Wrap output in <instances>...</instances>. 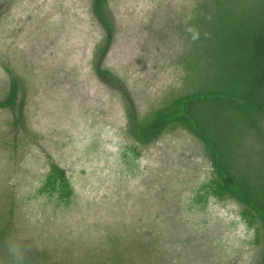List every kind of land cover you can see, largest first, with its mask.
<instances>
[{"label": "rangeland", "instance_id": "rangeland-1", "mask_svg": "<svg viewBox=\"0 0 264 264\" xmlns=\"http://www.w3.org/2000/svg\"><path fill=\"white\" fill-rule=\"evenodd\" d=\"M263 17L264 0H0V264L13 243L19 264L116 259L104 237L136 226L163 240L156 264H263Z\"/></svg>", "mask_w": 264, "mask_h": 264}, {"label": "trees", "instance_id": "trees-1", "mask_svg": "<svg viewBox=\"0 0 264 264\" xmlns=\"http://www.w3.org/2000/svg\"><path fill=\"white\" fill-rule=\"evenodd\" d=\"M231 2L233 3L234 0H231ZM263 21H264V17L261 20V22L263 23ZM253 26L254 27L259 26L258 21L257 22L253 21ZM233 35H234V33H233ZM234 37H237V36L234 35ZM253 52H254V50H253ZM247 54L250 55V53H247ZM251 54H253V56H255V53H251ZM258 55H259V51L257 53V56ZM260 61H262V60H260ZM101 73H102L101 71H99L95 68L96 76H98V77L105 76L103 73H102L103 75ZM102 80H103V82H107L106 76L104 79L102 78ZM107 83H109V82H107ZM235 97H237L242 104L246 105L245 101L240 99V97H238V96H235ZM180 108H183V105H181ZM183 117H186V114H183ZM209 144L211 145L212 153L215 156L214 160H215V164H217L216 168L221 173V176L224 177V180H225L228 188L231 189L232 191L238 192V190H239L238 187L235 188L233 186L232 182L228 178V176L231 178L232 174L230 175V173L226 172L225 170H222L224 167V162L222 161L223 159H222L221 155L219 154L216 143L210 141ZM229 172H230V170H229ZM61 174H62V178L64 179L65 182H67V184H68V182H71L69 179V175H67V172L64 169L61 170ZM247 200H248V202L253 204V201L250 198L247 197ZM258 211L261 213V216L264 219V211L261 209H258ZM142 230L145 231L144 233L146 234V236H143V232H141ZM131 233H132L131 236H129L127 234L126 230H124V231L119 230V233L117 235H115V234L111 235L112 241L109 240L108 236H105L103 241H102V245H101L102 247L105 245L107 246L109 244L108 247L119 248L120 250L116 249V251H117L116 259H115V257H111V258L108 257L107 259L102 260V261L100 259L97 261L94 260V262L96 264H110L113 261L116 263L118 261L119 264H156L158 257H161L159 254L160 253L159 248L162 247L163 240L158 236V234L154 233V231L151 233V235L149 237H147L148 232H147L146 227L140 228V227L136 226V231L131 232ZM37 243L38 242H36V244ZM36 248H38V247L36 246ZM110 255H112V254L110 253ZM147 256H150V259L147 258ZM58 257L61 259L60 254ZM135 258H137V259L135 260ZM52 259H53V261H55L56 256H53V254H47L45 256V258L40 257V258H37L36 261L37 262H41V261L48 262L47 260L51 261ZM56 262H58V261H56ZM39 264H42V263H39Z\"/></svg>", "mask_w": 264, "mask_h": 264}, {"label": "clouds", "instance_id": "clouds-1", "mask_svg": "<svg viewBox=\"0 0 264 264\" xmlns=\"http://www.w3.org/2000/svg\"><path fill=\"white\" fill-rule=\"evenodd\" d=\"M9 251L10 253L15 257L17 264H19L20 261H22L23 256L19 249V247L16 244H10L9 245Z\"/></svg>", "mask_w": 264, "mask_h": 264}]
</instances>
